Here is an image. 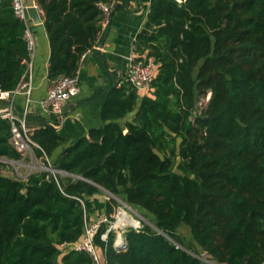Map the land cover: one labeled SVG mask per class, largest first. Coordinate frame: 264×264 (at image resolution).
Segmentation results:
<instances>
[{
	"label": "trees",
	"instance_id": "trees-1",
	"mask_svg": "<svg viewBox=\"0 0 264 264\" xmlns=\"http://www.w3.org/2000/svg\"><path fill=\"white\" fill-rule=\"evenodd\" d=\"M110 1L36 0L50 80L77 74L102 30L99 4ZM148 20L155 30L133 41L157 64L144 95L128 80L117 86L101 56L108 83L93 97L103 89V124L52 163L46 158L67 138L44 116L31 117L35 156L65 175L0 172V264H92L65 244L82 236L85 199L101 187L153 215L152 226L124 232L120 251L114 233L100 238L106 224L98 228L107 264H264V0H150ZM24 28L12 0H0V91L15 88L25 71ZM10 137V122L0 117V157L20 159ZM116 203L107 199V215ZM181 224L207 261L178 233Z\"/></svg>",
	"mask_w": 264,
	"mask_h": 264
},
{
	"label": "crops",
	"instance_id": "crops-1",
	"mask_svg": "<svg viewBox=\"0 0 264 264\" xmlns=\"http://www.w3.org/2000/svg\"><path fill=\"white\" fill-rule=\"evenodd\" d=\"M149 8L150 0H113V11L108 25L101 30L93 48L80 60L77 70L80 92L68 100L64 106V119L61 120L57 130L61 135L66 136L67 143L60 145L53 156L47 158L49 163L54 161L64 146L74 143L82 136H87L91 128L103 124L100 113L104 102V91L102 89L94 97L93 94L97 88L107 85L108 79L100 71L98 60L101 56L105 57L107 70L113 74L117 86L126 80L127 59L134 52L133 41L135 37L139 33L150 34L155 30V26L148 20ZM40 17L42 23L32 27L37 46L32 57V89L30 102L27 105V115L30 116V119L27 120V126L30 131L38 126L31 117L41 115L39 101L46 96L49 88L53 85V80L48 78L50 46L43 25V12H40ZM15 104L18 112L24 110L26 106L24 97L18 95ZM4 105V102L0 101V108ZM131 116L132 114H129L121 122L130 119ZM44 117L49 120V117ZM107 199L108 196L102 191L85 199L89 214L88 220L93 221L107 215ZM113 209L115 210V208ZM114 210L110 214H113Z\"/></svg>",
	"mask_w": 264,
	"mask_h": 264
},
{
	"label": "built area",
	"instance_id": "built-area-1",
	"mask_svg": "<svg viewBox=\"0 0 264 264\" xmlns=\"http://www.w3.org/2000/svg\"><path fill=\"white\" fill-rule=\"evenodd\" d=\"M174 1L179 5L185 2V0ZM34 3L38 11L42 12L40 6L35 0ZM12 6L15 15L21 19L25 25L22 36L26 42L28 58L25 61V71L15 88L0 91V101H3L5 104L0 108V117L9 120L11 125L10 143L21 154V158H25L26 156H31V154L34 153V147H38V145L30 137V130L26 121L28 112L27 105L30 102V93L32 89V57L37 46V41L32 29L35 24L27 13V0H12ZM99 7L103 12V29L110 21L111 13L113 11V0L107 3H100ZM89 51L90 49L86 50L82 54L81 59H83ZM156 66L157 64L152 56L145 57V55H138L135 51L128 56L126 80L132 84L134 89H136L140 95H144L149 89ZM79 92L80 83L77 74L72 76H58L55 80H53V85L49 88L46 96L39 101L41 115L49 117V123L58 129L60 127L61 120L64 119V106L66 102L77 96ZM18 95H22L24 97L26 105L24 110L21 112H18L15 107V99ZM209 96L210 92H207L206 96L203 97L205 102L201 103V106L205 105ZM9 160L10 159L0 157L1 163H7ZM122 212L126 211L120 208L116 215L113 213L110 215H104L93 221L88 219L85 220L83 234L80 239L76 242L65 245L71 246L77 251H85L88 253L92 259V264H107L105 249H98L95 243V235L98 228L102 224H106V229L103 233H101L100 238L106 242L109 234L114 233L111 245L116 251H120L125 249L127 245L124 232L130 227L138 230L142 226L139 220H135L128 213L127 216H130V218L134 220V223H130L125 217H120ZM113 218L115 219L113 220Z\"/></svg>",
	"mask_w": 264,
	"mask_h": 264
},
{
	"label": "rangeland",
	"instance_id": "rangeland-1",
	"mask_svg": "<svg viewBox=\"0 0 264 264\" xmlns=\"http://www.w3.org/2000/svg\"><path fill=\"white\" fill-rule=\"evenodd\" d=\"M196 72H197V68L194 71L195 75H196ZM202 98L203 96L200 95L197 101L198 112H200V109L202 108L201 103L205 102L204 98L203 99ZM50 166L51 165L45 164L42 158L36 157L35 154L32 153L31 156L28 155L25 158H21L17 160L10 159L7 163H1L0 172L5 176H10L13 178H26L28 174L32 172L40 171V170H48L52 173H56L50 168ZM61 174L65 175V173L63 172ZM100 191H102L105 195H107L108 198H113L116 200L117 203L115 204L114 215H116L118 210L122 208L126 211V213L130 214L131 217H133L135 220H139L141 225L144 223L149 224L151 226L153 225V215L147 212L146 210L126 203L121 198L115 196L114 194H111L110 192L104 189H100ZM87 216L89 218L88 213H87ZM114 219L115 218H113V220ZM177 231L183 237L184 241H186L187 243L188 242L193 243V245L197 246L192 240L190 229L188 226L181 224L178 227ZM198 250L201 252L200 257L207 261V258L209 257L208 254L204 252L203 250H201L199 247H198ZM209 261L212 264H225L221 262H216L213 259Z\"/></svg>",
	"mask_w": 264,
	"mask_h": 264
},
{
	"label": "water",
	"instance_id": "water-1",
	"mask_svg": "<svg viewBox=\"0 0 264 264\" xmlns=\"http://www.w3.org/2000/svg\"><path fill=\"white\" fill-rule=\"evenodd\" d=\"M27 13H28L29 17L32 19L34 24L42 23V20H41V17H40V12L36 8L34 0H27ZM50 168L54 172H63V171H61V170H59V169H57L55 167H52V166H50Z\"/></svg>",
	"mask_w": 264,
	"mask_h": 264
},
{
	"label": "bare ground",
	"instance_id": "bare-ground-1",
	"mask_svg": "<svg viewBox=\"0 0 264 264\" xmlns=\"http://www.w3.org/2000/svg\"><path fill=\"white\" fill-rule=\"evenodd\" d=\"M122 218H127V220L130 222V223H134V220L132 218H130V216H127V213L126 212H122L121 216Z\"/></svg>",
	"mask_w": 264,
	"mask_h": 264
}]
</instances>
